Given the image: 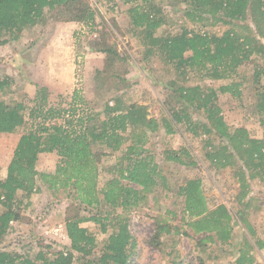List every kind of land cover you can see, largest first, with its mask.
I'll return each mask as SVG.
<instances>
[{"label": "trees", "instance_id": "1", "mask_svg": "<svg viewBox=\"0 0 264 264\" xmlns=\"http://www.w3.org/2000/svg\"><path fill=\"white\" fill-rule=\"evenodd\" d=\"M121 1L133 4L128 10L131 29L142 39L145 60L151 61V57L157 56L174 68L178 76L185 75L184 78L188 69L195 70L201 65L204 77L215 81L231 79L218 89L201 84L178 85L175 80L171 82L174 106L167 107L171 124L186 126L194 137L213 134L220 139L218 146L211 139L207 140L206 160L218 169L238 168L239 203L248 198L246 207L252 208L256 199L249 196L250 182L259 180L264 185V137H254L245 127L229 126L219 99L228 94L242 101L244 88L253 87L256 102L247 107L260 117L264 127V0H175L176 5H186L184 16L190 22H211L210 26L228 28L217 34L183 26L176 34L166 31L161 35L158 31L167 24L162 5L156 0ZM87 5L88 0H0V47L18 42L37 28L44 22L47 10L64 8L67 21H88L93 27L95 13ZM91 45L95 52L105 54L104 67L95 71L97 91L111 93L107 85L115 81L118 87H129L127 78L119 73L129 59L127 52H119L106 36ZM251 59L255 61V70L248 76L246 63ZM13 85L10 76L0 77L2 97L13 93ZM50 97L47 87L38 86L32 107L24 100L8 103L0 99V134H15L24 129L7 174L0 179V237L6 236L16 222H25L22 203L39 191L40 175L50 183L51 189L65 188L72 193L73 213L66 217L65 223L70 246L53 253V259L44 252L31 258L0 247V264H75L78 261L82 264H134L137 242L130 230V213L158 187L167 185L154 157L145 148L149 134L157 132L160 123L149 118L146 106L127 103L124 92L107 101L102 111H96L77 89L66 107L51 103ZM190 109L205 114L207 122L200 123L201 134L192 121ZM125 145V153L109 170L117 176L108 179L99 189L101 161L121 151ZM182 150L187 161L178 155L169 159L195 166L190 148ZM44 153L58 157L52 174H41L37 169L39 157ZM178 194L184 198V211L189 218L185 225L194 233L200 247L205 249L208 243L215 242L231 244L233 216L224 204L214 209L208 207L201 179H183ZM83 212L88 216H83ZM87 222L97 225L100 233L107 237L99 240L95 232L82 227ZM242 222L251 240L244 238L236 264H256L251 252L255 248L264 252V239L258 237L248 222V213L242 214ZM170 232L169 227L160 224L152 242L161 244L163 235ZM199 261L203 263L202 258Z\"/></svg>", "mask_w": 264, "mask_h": 264}, {"label": "rangeland", "instance_id": "2", "mask_svg": "<svg viewBox=\"0 0 264 264\" xmlns=\"http://www.w3.org/2000/svg\"><path fill=\"white\" fill-rule=\"evenodd\" d=\"M156 1L162 5L167 23L158 31V35L166 31L176 34L183 26L189 30L217 34H222L228 28L223 25L210 26L211 22H190L184 16L185 4L176 5L175 0ZM132 5L121 0H88L87 6L95 13L93 27L89 26L88 21H67L64 8L47 10L44 22L37 28L23 35L18 42H11L0 48V77L10 76L14 82L13 93L4 97L0 93V99L4 98L8 103L24 100L32 107L31 101L35 98L37 87L45 86L51 92V103H61L63 107H66L75 89L82 92L96 111H102L107 101L110 102L123 92L127 103L146 106L149 118L160 123V129L149 134L145 148L154 157L167 185L165 188L158 187L130 213V230L137 242L134 264H200L199 258H202V264H236L244 238L251 240L242 222V214L248 213V222L257 231L258 237L264 239V185L259 180L251 181L249 196L256 199L254 205L250 209L246 207L248 198L240 204V183L236 175L238 168L232 166L218 169L206 160L205 143L211 139L218 146L220 139L213 134L194 137L187 131L186 126L171 124L167 107L174 106V88L171 82L175 80L178 85L201 84L218 89L231 79L215 81L204 77L205 72L201 65L195 70L188 69L184 78L185 75L178 76L174 68L157 56L151 57V61L145 60L143 54L146 50L142 39L131 29L128 10ZM72 6L67 5L69 8ZM105 36L110 44L117 46L119 52H127L129 56L119 71L122 77L127 78L129 87H118L115 81L107 85V88L111 87V93L97 91L94 80L95 71L104 67L105 54L95 52L91 44L100 42ZM254 62L251 59L246 63L248 76L253 75ZM257 63L262 64L259 61ZM262 81L264 82V78ZM252 88L249 85L244 88L245 98L242 101L235 100L228 94L221 95L219 105L229 126L245 127L254 137L261 139L264 137V127L260 117L254 110L250 112L247 107L256 102ZM190 110L192 121L201 134L200 123L207 122L205 114ZM23 132L24 129H20L15 134H0V179L7 174ZM126 147L127 145L123 146L121 151L111 153L101 161L99 189L105 186L108 179L117 176V173H109V170L118 163ZM185 147L190 148L195 166L169 159V156L178 155L181 160L187 161V155L182 150ZM57 163V155L42 154L37 168L41 174H52ZM39 177V191L22 203V215L28 225L13 226L6 236L0 237V247L17 254H27L31 258L44 252L53 259V253L70 246L69 238L56 236L54 231L63 229V233H67L66 217L73 213L71 208L74 198L70 189H51L50 183L41 179L40 175ZM185 178L201 179L210 209L220 204L229 209L234 219L231 244L208 243L205 249L198 245L194 233L185 225L189 218L184 211V198L178 194L179 186ZM132 187L138 188L135 185ZM20 199L21 196L18 195V200ZM259 206L260 209L257 210ZM83 216H88V213L83 212ZM160 224L169 227L171 232L163 235L161 244L153 243L152 238ZM82 227L95 232L99 240L107 237L92 222L83 223ZM251 254L255 256L256 264H263V251L255 248ZM75 264L82 263L78 261Z\"/></svg>", "mask_w": 264, "mask_h": 264}, {"label": "built area", "instance_id": "3", "mask_svg": "<svg viewBox=\"0 0 264 264\" xmlns=\"http://www.w3.org/2000/svg\"><path fill=\"white\" fill-rule=\"evenodd\" d=\"M54 234H55L56 236H61V237L68 238L67 233H66V234L63 233V229H56V230L54 231ZM263 264H264V257H263Z\"/></svg>", "mask_w": 264, "mask_h": 264}, {"label": "crops", "instance_id": "4", "mask_svg": "<svg viewBox=\"0 0 264 264\" xmlns=\"http://www.w3.org/2000/svg\"><path fill=\"white\" fill-rule=\"evenodd\" d=\"M0 48H2V47H0ZM52 82H53V81H52ZM57 88H59V86H58ZM48 154H51V153H44L43 155H48ZM40 156H42V154H41ZM37 169H38V168H37ZM23 225H28V224L26 223V220H25V222H16V223L14 224V226H16V227H22Z\"/></svg>", "mask_w": 264, "mask_h": 264}]
</instances>
